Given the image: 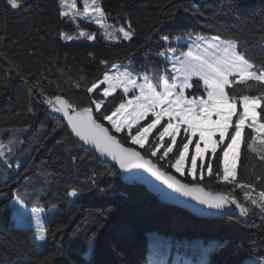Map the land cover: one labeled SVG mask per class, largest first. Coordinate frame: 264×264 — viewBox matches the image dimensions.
<instances>
[{"label": "trees", "instance_id": "16d2710c", "mask_svg": "<svg viewBox=\"0 0 264 264\" xmlns=\"http://www.w3.org/2000/svg\"><path fill=\"white\" fill-rule=\"evenodd\" d=\"M237 2L245 6L237 10L241 19L264 7V0ZM101 3L105 12L111 14L109 23L131 21L136 29L131 41L121 39L120 42H111L103 37L95 24L84 23H81V27L96 32V39L67 41L61 37V31L75 36L77 28L61 20L57 0H23L20 10L7 8L6 13V5L0 0V25H7L6 28L0 27V77H9L6 82L0 80V140L7 143L9 134L6 129H27L17 134L23 143L11 157L13 167L10 169L0 162V192L7 195V199L0 197V264H37L38 260L45 258L50 259L52 264H85L88 261L91 264H162L151 262L149 253L152 250L157 254L155 261L166 258L167 264H170L178 251L190 259L199 260L200 243L210 240H223L228 244L209 254L207 260L211 264H242L245 258H264V220L258 209L253 208L254 214L247 218H239L238 210L231 219L199 218L177 206L160 202L144 184L125 183L117 167L116 177L98 175L111 165L100 163L96 154L78 146L67 128L59 127L52 132L58 116L52 114L42 102L38 88L29 92L33 84L38 83L47 90L48 95L57 94L59 86L63 90L60 94L84 106L88 103V94L83 87L70 89L69 84L80 77L85 78V84L102 78L106 69L99 64L100 59H106L110 64L129 65L135 72H149L151 68L160 72L164 68V59L157 54L164 49L160 41L162 35L211 36L215 31L207 26L209 24L214 28L223 26L235 30L239 23L236 16L226 15L228 0H101ZM5 51L20 65L24 78L17 75L16 69L9 64L3 55ZM5 83L6 87L3 86ZM121 98L119 92L115 101L109 97L111 102L106 103L107 110L111 111ZM102 122L110 128L106 121ZM60 123H65L62 118ZM245 132L250 133V129L246 128ZM155 134L156 130L149 141ZM119 136L125 146L137 147L130 145L123 133ZM181 138L179 135L177 140ZM29 146L34 150L21 155L20 151ZM140 150L144 152V149ZM194 152V145H190L189 156ZM249 155L242 151L238 176L244 175L247 166L251 180L252 166L260 174L264 164L254 155L248 159ZM16 161L21 162L23 167L31 166V171L23 173L19 179L16 178ZM160 163L164 164L163 161ZM214 164L218 167L215 160ZM165 170L174 173L172 169ZM19 171L23 172V168ZM40 171L58 173V179L62 177L59 185L49 186V190L41 196L40 203L45 208L50 206L49 201L57 203L61 214L53 221V226H66L63 232L57 233L56 240L50 239L49 247L43 254L34 250L30 234L15 225L10 191V188L19 186L21 191L27 187L31 193L43 183ZM93 175H97V184L100 189H106L105 192L98 189L85 191L76 206L70 205L67 198L54 200V196L63 195L66 191L65 184L84 188L87 178ZM176 175L179 177V174ZM25 177L28 179L25 180ZM179 178L191 182L190 177ZM202 183L206 185V190L213 192L230 190L232 187L208 178ZM260 187L257 184V190ZM235 194L242 203H246L239 189ZM31 206L28 205L29 208ZM102 213L106 219H101ZM90 216L100 220L103 227L98 230L95 254L88 257L83 253L84 246L70 243L69 238ZM241 219H246L247 223L240 222ZM92 230H96L95 226H92Z\"/></svg>", "mask_w": 264, "mask_h": 264}, {"label": "snow or ice", "instance_id": "6c2138e0", "mask_svg": "<svg viewBox=\"0 0 264 264\" xmlns=\"http://www.w3.org/2000/svg\"><path fill=\"white\" fill-rule=\"evenodd\" d=\"M3 2L5 13L7 8L20 10L23 7V0ZM79 3H82V9L78 7ZM57 4L61 20L77 28L75 36L61 31L64 40L84 38L94 41L97 33L81 27L82 22L95 24L103 37L111 42H120L121 39L131 41L136 35L130 20L109 23L111 14L105 12L101 0H57ZM227 7L226 15L236 16L239 21L235 30L223 26L214 28L209 24L207 26L215 31L211 36L189 34L185 38L162 35L160 41L164 49L157 56L164 58L165 66L160 72L153 68L152 72L134 73L119 63L110 64L108 60L100 59L99 64L106 69L102 78L90 84L83 83L84 77L79 80L69 78L70 89L83 87L88 94V103L84 106L60 94L63 90L59 86L54 95H48L38 83L33 84L29 92L38 88L42 102L51 112L59 114L53 133L57 128L65 127L79 142L89 146L100 163L108 165L109 161L114 162L98 175L116 177L117 166L121 173L142 168L181 195L215 210L210 214L231 219L238 210L239 218H247L254 214L255 208L264 220V168L257 174L253 165L250 180L249 168L245 166L244 175L238 176L237 167L242 151L250 154L248 159L254 155L264 164V7L252 11L243 19L237 14L238 9L245 7L242 3L228 0ZM0 27L6 28L7 25ZM3 55L16 69L17 75L24 78L20 65L8 56L7 51ZM8 79V76L0 77L5 82ZM3 86L6 87V83ZM118 92L122 98L108 111L106 103L111 102L108 98L112 97L115 101ZM28 110L32 111L31 108ZM61 118L65 123H60ZM146 120L147 123H141ZM102 121H106L110 128ZM246 128L250 129V133L245 132ZM154 130L156 134L149 141ZM25 131V128L6 129L9 134L7 143L0 140V162L10 169L13 167L11 157L23 143L17 134ZM121 133L130 145L137 147L125 146L119 136ZM178 135L182 136L179 141ZM190 145L195 147L191 156ZM33 150L29 146L20 154H29ZM206 154H209L207 160ZM151 157H155V161ZM189 160L190 164L186 167ZM214 160L218 162V167ZM21 168L23 172L19 171ZM165 168L174 170L179 177H190L191 182H185ZM15 170L19 179L20 175L31 171V166L23 167L21 162L16 161ZM39 174L43 183L31 193L27 187L21 191L19 186L14 189L8 184L4 186L9 187L12 194L15 225L30 234L34 250L43 254L49 247L50 239L56 240L57 233L63 232L66 226H53V221L61 214L57 203L49 201L47 208L40 203L49 186L59 185L62 177L58 179L60 174L47 171H40ZM206 178L232 187L225 191H206V185L202 183ZM257 184L261 185L259 190ZM65 188L63 195L54 196V200L67 198L73 206L79 204L85 191H106L99 188L97 175L88 177L84 188L72 184H65ZM237 189L242 192L246 203H242L235 194ZM0 197L7 199L3 192H0ZM29 204L32 205L30 208ZM233 205L234 209L230 207ZM106 218L102 213L101 219ZM240 222L247 223V220L241 219ZM92 226L96 230H92ZM102 227L100 220L90 216L72 232L70 243H81L84 255L94 256L98 230ZM206 243L207 247H202L204 257L228 246L223 240ZM37 264L52 262L45 258L38 260ZM85 264H91V261ZM200 264H209V261L202 259ZM242 264H264V258H245Z\"/></svg>", "mask_w": 264, "mask_h": 264}, {"label": "water", "instance_id": "95a60500", "mask_svg": "<svg viewBox=\"0 0 264 264\" xmlns=\"http://www.w3.org/2000/svg\"><path fill=\"white\" fill-rule=\"evenodd\" d=\"M50 110V109H49ZM51 112V111H50ZM55 116H59L57 113H53ZM72 136V135H71ZM72 138L75 140L78 146L83 148L86 151L94 153L89 146L83 145L82 142H79L74 136ZM95 154V153H94ZM152 159V158H151ZM108 165H114V162L109 161ZM118 168V166H117ZM135 174V175H133ZM123 180L127 184L133 183H141L144 184L147 189L159 198L160 202L171 205L177 206L181 209L189 211L190 213L194 214L195 216L202 218V219H214V218H223L228 216H217L210 213L215 212L213 209H208L204 205H200L197 201L192 200L190 197H185L181 195L179 192L169 188L166 184H164L161 180H158L155 176L149 173L145 169H132L129 173H121ZM179 178V177H178ZM208 191V190H206ZM234 209V205L230 206ZM237 213V210H235Z\"/></svg>", "mask_w": 264, "mask_h": 264}, {"label": "rangeland", "instance_id": "374dc122", "mask_svg": "<svg viewBox=\"0 0 264 264\" xmlns=\"http://www.w3.org/2000/svg\"><path fill=\"white\" fill-rule=\"evenodd\" d=\"M78 7H80L81 9H82V3H79L78 4ZM83 23V22H82ZM85 24V23H84ZM185 38H187V37H185ZM82 40H85L84 38H81L80 40H72V41H82ZM162 59H164L163 57H161ZM163 64H164V66H165V63H164V61H163ZM122 67H127V68H129L132 72H134L135 73V71H133L130 67H129V65H125V66H122ZM153 71V68H151L150 69V71L149 72H152ZM156 71V70H155ZM130 95H131V93H130ZM259 110V109H258ZM234 118V117H233ZM142 122H144V121H142ZM141 122V123H142ZM155 131V130H154ZM153 131V132H154ZM181 132H182V130H181ZM218 135L219 134H217V137H218ZM179 137V135L177 136V138ZM166 140L168 139L167 137L165 138ZM203 146V145H202ZM206 158V157H205ZM199 162V161H198ZM190 164V161H186V167L188 166ZM239 166V160L237 161V167ZM202 247H207V243L206 242H202V243H200V245H199V247H198V253L199 254H201V258L199 259V260H194V259H190V258H188L185 254H183L181 251H178L177 253H175L174 254V257H173V259H172V261H171V263L170 264H200V261L202 260V259H208V257H209V255L207 256V257H204L203 256V253H202ZM157 254H156V252H154L153 250L152 251H150V253H149V258H150V260H151V262H155V263H157V262H159V263H162V264H167L168 263V259H166V258H162V259H160L159 261H155L154 260V256H156ZM209 264H211L210 262H209Z\"/></svg>", "mask_w": 264, "mask_h": 264}]
</instances>
